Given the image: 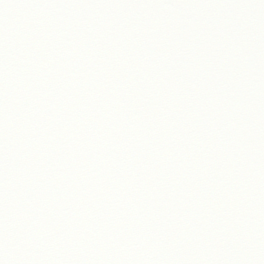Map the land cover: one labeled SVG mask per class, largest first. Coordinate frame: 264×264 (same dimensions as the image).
Listing matches in <instances>:
<instances>
[{
	"label": "snow or ice",
	"instance_id": "obj_1",
	"mask_svg": "<svg viewBox=\"0 0 264 264\" xmlns=\"http://www.w3.org/2000/svg\"><path fill=\"white\" fill-rule=\"evenodd\" d=\"M0 264H264V0H0Z\"/></svg>",
	"mask_w": 264,
	"mask_h": 264
}]
</instances>
